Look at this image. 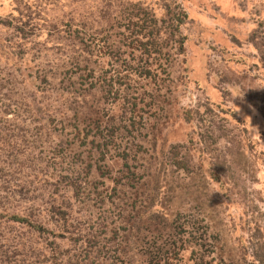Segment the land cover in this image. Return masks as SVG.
<instances>
[{"label":"rangeland","instance_id":"1","mask_svg":"<svg viewBox=\"0 0 264 264\" xmlns=\"http://www.w3.org/2000/svg\"><path fill=\"white\" fill-rule=\"evenodd\" d=\"M130 17L139 40L123 39ZM80 21L84 39L108 27L107 50L96 35L89 46L94 78L122 76L110 95L86 94L92 141L60 132L59 103L73 97L51 79L67 55L55 45L68 26L81 37ZM21 23L23 51L39 52L7 56ZM0 47V210L51 228L44 209L62 203L81 229L104 222L99 238L124 233L125 264H161L163 252L168 264H264V0H0ZM74 170L91 201L59 181ZM146 251L159 254L148 263Z\"/></svg>","mask_w":264,"mask_h":264},{"label":"trees","instance_id":"2","mask_svg":"<svg viewBox=\"0 0 264 264\" xmlns=\"http://www.w3.org/2000/svg\"><path fill=\"white\" fill-rule=\"evenodd\" d=\"M181 15L183 16L184 14L181 13ZM138 21L139 19L134 21L131 17L127 19L126 30H129L130 35L124 36L123 39H132V30L137 26L139 28L143 27ZM79 23L81 37H79V32L76 29L71 30L70 26H68L64 31L66 36L61 38V42L55 45L56 50L63 53L65 52L67 55H65L66 61L57 65L60 69V72L58 73L60 77L57 78L53 74L51 79H56V84L60 86V89L65 88L68 85L65 88L67 93L64 94V96L73 97V99L68 102L70 105H64V108L61 107L62 102L59 103L60 109L58 110V114H60V116L58 122L62 125V130H60V132L63 133V129H65V135H68L72 139L91 137L92 141L95 137H99L100 135L97 132L99 120L95 115L92 118L88 115V113L92 112L97 113V109L94 106L95 102H92V100H89L88 102V99L85 98L87 96L86 94L89 95L90 88L95 87L103 96L110 95L113 82L121 83L122 76H119L118 73H116L112 80L111 75H107L106 71H102L100 68L96 69L98 72L94 78L93 70L95 69L89 66L88 57L91 51L89 46L95 40L94 35H96V42L99 43L98 50H107L108 46L105 42V37L107 35L105 33L108 27H100L97 30V33H89L84 39L85 29L89 27H86L83 21H80ZM25 25V23H21L18 31L16 30L17 32L15 33L17 34L16 36H18V39L16 42H12L13 44L9 47L10 49L4 52L5 55L14 57V55L17 56L24 52V43L22 41L25 39L23 32ZM149 29L148 32H142V37L145 35L147 39L152 38L151 28ZM133 40H139V37L135 36ZM143 45L146 44L143 43ZM33 49L34 46H30L28 51L25 52L30 54L39 52L38 47H35L36 51ZM94 49L96 50V48ZM117 54L118 52L115 51L114 55H116V57H114V60L120 61V64L123 66L126 62L124 59L120 58L119 54ZM119 71L121 72V69ZM72 75L74 76L73 78H71ZM35 77L40 83H45L47 80L45 74L42 72L41 75L36 74ZM63 83L66 85L64 86ZM67 97L62 100L68 101ZM125 102H127L126 99ZM132 103L133 102H131L130 105ZM79 107H85L86 110H88L87 113L84 114L81 112L80 114L82 115H80L78 113V111H80ZM7 112H9V110H3V113L1 112V114L4 116ZM49 117V115L45 116L44 113H42V118L47 119ZM87 118H90L88 125L95 124V130L92 132L91 129H88L87 127L80 129L77 126L78 124L85 123ZM100 152L102 155V150H100ZM69 164H71V169L73 170L74 161H69ZM82 168L89 169V162L82 164ZM72 170H67L66 172L70 174L72 173ZM74 173L73 180L69 179L67 175L60 178L62 180L59 181L63 183L64 190L69 191L71 195L70 197L76 199H79V196H86L82 202L91 201L89 200V196H94L93 187L79 177L77 170H74ZM63 179L66 182H63ZM97 195L98 193L95 192V196ZM135 198L136 192H132L131 196H127V201L131 199V203H133ZM126 203L127 202H123L122 200L119 201V204L126 205ZM64 207L65 206H63L62 203L55 204L54 201H50V205L44 209V219L46 220L47 218V221L51 223V228L46 227L43 223L37 222L34 219L33 213H9L5 208H1L0 264H123L125 261L132 262L125 257L126 252L121 250L122 243L126 244L127 241L124 233H121L120 236L117 237L116 233L112 232V235H110V238L108 239L99 238L98 234H101L106 227L104 222L101 221V223L95 227V231L84 228L81 229L78 226H75V222L67 217L68 212H66L67 210ZM125 219L126 218L124 217L122 218L124 221ZM111 230L113 229L111 228ZM34 236L35 239L33 238ZM48 237L51 239L48 242H45L46 240L43 239H47ZM64 237L69 238L68 241L70 244L68 247L70 248L65 249L64 253H62L57 240ZM76 243H78V247H76ZM144 254L147 262L150 263L149 261L155 258L159 253L157 251H146ZM163 254L164 260H162L161 264H166V261L168 264V261L172 256L165 255V252H163ZM120 255L124 256H121L120 258ZM159 260L160 259L155 263H158ZM256 260L261 262L259 258Z\"/></svg>","mask_w":264,"mask_h":264}]
</instances>
